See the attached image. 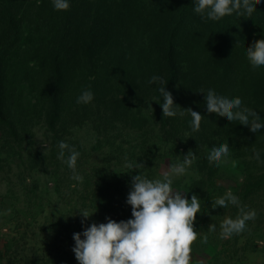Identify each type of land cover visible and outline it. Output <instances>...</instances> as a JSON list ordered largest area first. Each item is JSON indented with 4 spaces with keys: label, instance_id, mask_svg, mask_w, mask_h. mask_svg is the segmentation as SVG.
I'll return each instance as SVG.
<instances>
[{
    "label": "rangeland",
    "instance_id": "1",
    "mask_svg": "<svg viewBox=\"0 0 264 264\" xmlns=\"http://www.w3.org/2000/svg\"><path fill=\"white\" fill-rule=\"evenodd\" d=\"M100 1L70 0V5L75 2L77 7H86L88 11L91 5L94 8ZM117 1L131 7L132 12L125 13L130 20L125 18L121 23L120 46L116 47L136 48V52L148 50L152 41V44L156 43L158 38L153 40L152 36L150 40L152 26L168 15L169 8L180 0ZM19 6L24 37L9 58V112L8 119L0 121V264H78L72 251L74 233H82L92 223H106V218L116 222L132 218L131 206L126 200L131 177L139 170L130 173L125 167L126 162L137 160L145 165L140 169L141 174L149 179H161L169 166L182 161L189 150L195 153L196 159L186 175L174 179L173 188L185 192L183 194L189 200L192 194L201 200V212L194 225L200 235L192 245V264H264V154L261 149L258 150L260 161H257L253 150L249 153L241 138L225 134V121L215 119V113L207 112L205 94L198 100L199 107L195 102L188 104L181 97L176 100L177 105L214 120L213 123L210 121L213 128L209 133L213 147L225 142L230 146L227 163L219 167L210 164L207 156L213 147L206 149L203 146V131L187 130L190 114L163 117L159 104L163 98L151 96L145 87L133 92L135 77L129 75L130 68L123 65H118L114 72L108 71L112 91L118 100L110 106L102 104L100 111L87 114L81 107L78 114L79 108L73 106L74 95L79 93L78 88L90 71L97 67L103 71L113 67L115 57L110 55L111 50L91 62L86 58L71 62L66 113L56 130L51 131L43 93L48 67L44 58L50 41L65 21L66 13L75 6L71 9V5L68 11H57L51 0H19ZM157 13H161L160 18L155 17ZM144 15L153 17L147 21ZM139 16L143 20L138 19ZM222 20L235 33L243 67L239 75L233 74L227 81L218 78L206 81L203 86H214L218 95L230 99L240 97L244 106L264 118V103H260L247 86L233 92L238 79H251L246 48L254 41L264 39V0L251 17L233 14ZM79 24L88 25L86 20ZM216 39L214 37L212 43ZM253 70L254 73L264 71V67ZM100 95L94 97L104 103V96ZM148 103L153 111L147 107ZM182 108L178 111H183ZM77 115L87 118L75 123L73 117ZM10 119L18 123V133ZM60 141L80 152L76 172L83 177L82 182L72 179V170L57 158ZM67 155L65 152V157ZM229 189L239 197L242 205L256 211L257 218L248 221V229L242 234L221 239L222 220L235 218L238 209L232 205L213 209L211 203L213 198L222 196ZM8 209L11 213L5 214ZM83 210L95 213L83 220L79 213ZM210 224L216 225L215 232H208ZM205 234L208 243L201 244Z\"/></svg>",
    "mask_w": 264,
    "mask_h": 264
},
{
    "label": "trees",
    "instance_id": "2",
    "mask_svg": "<svg viewBox=\"0 0 264 264\" xmlns=\"http://www.w3.org/2000/svg\"><path fill=\"white\" fill-rule=\"evenodd\" d=\"M71 5V9L75 6L74 10L66 13L65 21L50 41L44 58L48 67L45 70L47 74L44 77L43 93L47 104V123L53 132L66 113L71 62L76 59L86 58L91 62L95 57L107 55L110 50L113 51L110 55L115 57L113 67L109 70L103 71L97 67L90 71L86 81L79 86V93L74 95L77 101L81 92L90 87L94 96L103 94L104 103L95 97L88 104H78L75 101L73 106L79 108L78 114L81 107L87 114L95 110L100 111L102 104L106 107L118 100L112 91L113 84L108 73V71L114 72L118 65H123L126 69L130 68L129 75L135 77V86L131 85L133 92L145 87L150 91L151 96L160 97L158 91L160 85L149 84L148 81L154 75L162 77L166 90L173 95L175 104L181 97L188 104L191 102L197 104L204 94L200 93L201 90H214V86L205 88L203 83L218 78H225L224 81H227L229 76L239 75L243 67L239 61L240 49L233 30L228 29L222 19L219 21L202 19L194 12V0H180L176 6L169 8V14L163 19H158V24L153 25L156 26L154 30L153 26L151 28L150 40L152 36L153 40L158 38L156 43L152 44V41L148 50L141 49L136 52V48L116 47L120 46V25L125 22V18L130 20L125 13L132 12L131 7H125L117 0H102L94 8L91 5L88 11L86 7L84 9L77 7L75 2ZM20 15L19 0H0V121L7 120L9 112L7 83L9 58L24 37ZM144 17L148 21L153 15H144ZM155 17L160 18L161 13H157ZM138 19L143 20L142 16ZM83 20H86L88 25L79 24ZM214 37L217 39L212 43ZM247 66L251 79H238L233 92H237L245 85L254 92L260 103H264V71L258 70L254 73L252 66L250 64ZM72 74L75 76L74 72ZM76 77H79L78 73ZM77 116L73 117L75 123L87 118L82 115ZM262 116L260 117L264 120ZM217 118L225 121L223 132L230 137L241 138L247 145L245 148L249 153L253 149L260 148L261 154H264V127L259 132L252 133L249 127L240 125L238 121L229 122L226 117L216 114L215 119ZM79 119L81 120L78 121ZM211 119L212 117L210 119L203 117L200 128L204 132L203 146L206 149L213 147V140L209 137L213 128L211 123L214 122ZM9 122L18 133V123L11 119ZM187 130L193 132L191 127ZM252 138L254 140H251Z\"/></svg>",
    "mask_w": 264,
    "mask_h": 264
},
{
    "label": "clouds",
    "instance_id": "3",
    "mask_svg": "<svg viewBox=\"0 0 264 264\" xmlns=\"http://www.w3.org/2000/svg\"><path fill=\"white\" fill-rule=\"evenodd\" d=\"M51 2L57 11H68L71 6L70 0ZM260 3L261 0H194V12L202 19L212 21H219L233 14L251 17ZM246 58L253 69L264 67V39L256 40L252 46L246 48ZM148 83L160 85L158 91L163 102L159 104L163 117L184 116L188 113L191 116V130L200 131L204 117L201 113L175 104L173 95L166 90L162 77L154 75ZM200 93L205 94L209 114L226 117L229 122L238 121L240 125L249 127L252 133H257L264 127V120L257 111L244 106L240 97L230 99L218 95L213 89L201 90ZM93 99L94 93L89 87L81 92L76 102L88 104ZM147 107L152 109L151 103H148ZM180 108L183 111H178ZM58 148L57 158L72 170V179L82 182L83 177L76 172L80 152L64 141L58 143ZM65 152L68 153L67 157ZM253 153L254 158L260 161V152L253 149ZM230 154V146L225 142L214 146L207 160L219 167L228 162ZM195 159V153L189 150L182 161L169 166V170L163 173L161 179H149L141 174L140 169L145 168L143 163H137V160L127 161L125 167L130 173L139 170L137 175L131 177V189L126 200L131 206L132 218L120 222L106 218V223H92L82 233H74L75 246L72 251L78 264H192V245L200 235L194 225L197 214L201 212V200L196 194H192L189 200L183 194L185 192L173 188V182L175 178L186 175L188 167ZM229 205L235 206L238 213L235 218L225 217L222 220L219 233L221 239H231L234 235L242 234L248 229V221L257 218L256 211L242 205L231 189L222 196L213 198L211 208H227ZM10 213L11 209H8L5 214ZM79 213L83 220H87L95 212L90 214L83 210ZM207 230L215 232L216 225L210 224ZM200 243H208L206 234Z\"/></svg>",
    "mask_w": 264,
    "mask_h": 264
}]
</instances>
